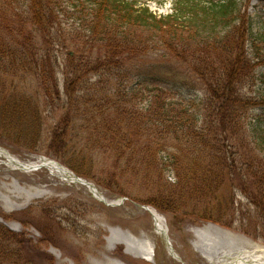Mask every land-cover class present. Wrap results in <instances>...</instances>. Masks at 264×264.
<instances>
[{
    "label": "trees",
    "instance_id": "obj_1",
    "mask_svg": "<svg viewBox=\"0 0 264 264\" xmlns=\"http://www.w3.org/2000/svg\"><path fill=\"white\" fill-rule=\"evenodd\" d=\"M3 1L5 8L1 6ZM61 1L30 0V20L39 23L26 30L24 25L12 27L4 19L5 14L17 12L11 8L15 0H0V82L9 74L22 78L37 71L41 48L48 51L45 68L54 71L61 65L55 49H63L67 43L64 38L60 40L61 35L56 38L53 30L59 15L56 7ZM64 1L72 11L67 9L68 16L79 21L70 34L74 46L83 43L93 53L86 58L87 66L81 64L75 70L76 76L66 80L71 98L69 105L65 103L70 111L66 125L79 121L88 126L84 131L90 133L83 141L80 130L72 132L70 143L82 140L83 145L71 148L64 143L70 152L74 151V162L69 167L79 176L94 178L85 166L95 164L97 141L108 139L110 150L102 149L116 159L111 176L117 184L123 162L132 171L134 167H144L142 183L156 191L152 206L165 214L199 210L208 214V205L200 207L206 203H201L203 200L216 198L219 207H224L226 201L228 209L233 204L231 198L218 194L226 185L234 186L245 177L236 166L244 147L242 131L250 128V142L262 158H250L258 163L252 164L255 169L249 176L264 188V128L256 126L250 114L255 100L242 95L246 84L254 85L256 67L264 65V25L254 31V21L242 13L243 0H173L172 14L160 17L139 0ZM35 30L39 35L34 34ZM33 37H40L46 47L34 44ZM149 42H153L152 46ZM149 50L188 67L206 87L204 98L196 95L189 101L171 99L165 88L151 84L129 87L115 99L87 88V93L71 91L74 81L84 80L90 70L118 69L112 74L118 77L124 54ZM74 59L75 54L69 56L68 62ZM13 82L8 84L12 86ZM14 93L17 87L0 108V128L6 137L35 145L42 128L38 100L29 96L20 100ZM242 162L247 169L250 160ZM169 176H173V183L168 181ZM259 200L263 209L264 189ZM217 218V223L223 221L221 215ZM0 230L4 231L1 226Z\"/></svg>",
    "mask_w": 264,
    "mask_h": 264
},
{
    "label": "rangeland",
    "instance_id": "obj_2",
    "mask_svg": "<svg viewBox=\"0 0 264 264\" xmlns=\"http://www.w3.org/2000/svg\"><path fill=\"white\" fill-rule=\"evenodd\" d=\"M249 1L243 0L242 13L252 18L253 29L257 31L264 25V0H251L250 4ZM139 2L159 17L173 12V0ZM4 4L3 1V8ZM29 7L30 0H15L11 8L17 12L13 11L11 16L5 14V21L12 27L20 28L24 25L26 30L34 29L39 21L35 20V23L30 20L32 14ZM67 9L69 13L72 12L67 2L62 0L56 7V13L59 15L53 29L54 36L57 38L61 35L60 40L64 38L67 43L65 48L58 46L60 48L55 49L61 65L54 71L49 67L45 68L44 61L48 60V51L41 48L36 61L39 67L37 71L24 74L22 78L9 74L8 78L0 82V108L16 87L17 93L14 94L17 99L22 100L23 96H29L34 101L38 100L42 122L40 140L35 145L24 144L15 137H6L0 128V148L7 149L14 157L24 162L45 157L71 168L68 164L74 162V151L70 152L65 144L71 148L74 145H83L90 133L84 131L88 126L79 121L74 125H66L70 112L67 105L71 99L67 93L66 80L74 78L77 74L75 70L85 64L87 56L93 53L85 48L83 43L79 47L74 46L73 36L70 34L73 28H77L79 21L70 18ZM34 34H38L37 30ZM220 36L223 37V32ZM32 41L34 44L38 43L39 47H46L40 37H33ZM152 43L148 44L152 46ZM74 54V61L68 62L69 56ZM121 58L119 62L123 68L120 67L121 73L118 77L112 75L117 73L118 69L109 70L106 67L103 70H90L92 72L86 74L84 80L74 81L71 91L87 93L84 90L87 88L91 92H100L115 99L116 94L126 91L129 87L139 88L151 84L162 86L171 99L181 101H189L196 95L203 99L206 94V87L188 67L176 60L164 59L156 50L141 54L136 51L130 54L127 52ZM75 63L78 66L74 68L72 64ZM255 77L254 85L246 84L242 95L255 100L256 105L250 114L255 125L264 128V65L256 67ZM11 80H14L12 86L8 84ZM81 111L83 110L79 112ZM78 130L83 141L75 140L71 144L72 132L77 133ZM252 130L246 128L242 131L244 147L237 157L239 162L236 168L245 177L233 183L234 186L226 185L218 194L225 199L231 198L232 206L230 209L225 208L227 203L222 201L224 207H219L216 198L203 200L201 203H206L200 207L203 209L208 205V214L202 213L201 210L165 214L152 206L150 202L154 199L156 191L142 183L144 167L137 166L132 171L126 168V163L122 161L124 169H118L122 175L118 174L120 178L117 184L111 176L116 159L107 153L111 144L105 138L97 141L99 146L94 152L95 164L85 166V170L92 172L94 178L87 180L108 198L107 202L83 185L68 183L53 176L49 169L14 172L0 160V226L4 229L3 232L0 230V264H227L234 256L243 252L260 254L257 250L264 248V208H261L262 202L259 199L264 188L249 176L255 169L251 167L252 164L257 165L262 158L251 143ZM254 156L257 162L250 159ZM244 160H250L247 169L242 165ZM168 181L173 183V176H169ZM42 190H45V193ZM145 206L155 209L163 217L168 228L170 246H173L175 253L162 236L155 235L154 218ZM131 208H136L139 213L137 224L142 228L141 234L151 233L156 252L150 258L129 254L125 245L111 249L109 238L114 229L130 232L131 237L138 239L131 229L122 227L120 223L123 214L128 215ZM218 214L223 218L220 223L215 221ZM206 217L213 218L208 220ZM72 242L83 247L79 250L73 245L71 247ZM256 245L260 246L257 250L254 248Z\"/></svg>",
    "mask_w": 264,
    "mask_h": 264
},
{
    "label": "bare ground",
    "instance_id": "obj_3",
    "mask_svg": "<svg viewBox=\"0 0 264 264\" xmlns=\"http://www.w3.org/2000/svg\"><path fill=\"white\" fill-rule=\"evenodd\" d=\"M0 160H2L3 164L5 163L6 166H8L9 169L13 170L14 172L23 171L26 173L41 170L42 168L49 169L50 173L53 176L60 177L68 183L83 185L89 188L92 192H94L95 195L101 200L106 202L108 201V198H106L103 193L101 194L98 188L94 186H89L84 179H78L70 168H66L65 166L51 158L38 157L36 161L24 162L21 159H18L16 156L14 157L7 149L0 148ZM42 192L45 193V190H42ZM146 210H148L154 218L153 228L155 235L162 236L165 239V242L167 243L169 248H171V251L175 253L173 246H170L171 241L168 237V228L165 225L163 217H161V215L153 208H146ZM138 217L139 213L137 212L136 208H131L130 213L128 215H126L125 213L123 214L122 222H120L122 227L131 229L135 237L137 235L138 239H134L133 237H131L129 234L130 232L118 231L117 229H114L109 238L110 244L112 246L111 249L114 250L116 248H119L120 245H125L127 247L126 250L129 254H132L135 257L141 256L143 258H150L153 253L156 252V249L151 241V233L148 232L149 235L147 233L141 234L142 228H140L137 224L139 219ZM70 245L71 247L74 246L78 250L83 247L82 244V246H79L75 242L70 243ZM257 247L260 246H254V248H256L255 250H257ZM257 251H259L260 254L253 255L254 253L243 252L238 256H234L233 259L231 257H228V259H232V261L228 262L227 264H264V248L260 247V249Z\"/></svg>",
    "mask_w": 264,
    "mask_h": 264
},
{
    "label": "water",
    "instance_id": "obj_4",
    "mask_svg": "<svg viewBox=\"0 0 264 264\" xmlns=\"http://www.w3.org/2000/svg\"><path fill=\"white\" fill-rule=\"evenodd\" d=\"M74 175H76V174H74ZM76 177L78 178V179H80L77 175H76ZM90 184V186L92 185V186H94L92 183H89Z\"/></svg>",
    "mask_w": 264,
    "mask_h": 264
}]
</instances>
